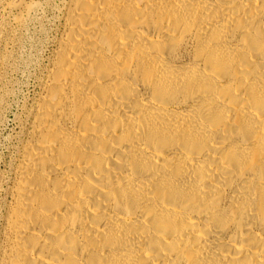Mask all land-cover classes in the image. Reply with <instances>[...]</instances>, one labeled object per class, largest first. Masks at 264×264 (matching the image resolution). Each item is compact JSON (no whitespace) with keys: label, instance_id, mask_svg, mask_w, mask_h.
Here are the masks:
<instances>
[{"label":"bare ground","instance_id":"bare-ground-1","mask_svg":"<svg viewBox=\"0 0 264 264\" xmlns=\"http://www.w3.org/2000/svg\"><path fill=\"white\" fill-rule=\"evenodd\" d=\"M56 8L0 264H264V0Z\"/></svg>","mask_w":264,"mask_h":264},{"label":"rangeland","instance_id":"rangeland-1","mask_svg":"<svg viewBox=\"0 0 264 264\" xmlns=\"http://www.w3.org/2000/svg\"><path fill=\"white\" fill-rule=\"evenodd\" d=\"M21 2L37 7L27 21L18 22L16 17L24 13ZM59 2L0 0V249L14 167L60 35Z\"/></svg>","mask_w":264,"mask_h":264}]
</instances>
